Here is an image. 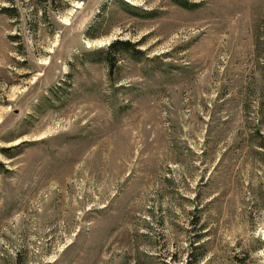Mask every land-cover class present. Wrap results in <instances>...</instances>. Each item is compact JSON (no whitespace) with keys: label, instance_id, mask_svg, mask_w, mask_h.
I'll return each instance as SVG.
<instances>
[{"label":"rangeland","instance_id":"374dc122","mask_svg":"<svg viewBox=\"0 0 264 264\" xmlns=\"http://www.w3.org/2000/svg\"><path fill=\"white\" fill-rule=\"evenodd\" d=\"M185 1L0 0V264H264V0Z\"/></svg>","mask_w":264,"mask_h":264},{"label":"trees","instance_id":"16d2710c","mask_svg":"<svg viewBox=\"0 0 264 264\" xmlns=\"http://www.w3.org/2000/svg\"><path fill=\"white\" fill-rule=\"evenodd\" d=\"M174 3H176V4H178V5H180V6H185V5H188L189 6V4H185L186 3V1L184 2V0H172ZM116 44H119V45H121V46H123V47H125L124 49L125 50H128V48H130L131 47V45H129V43L126 41V42H116V43H114V44H112V45H116ZM199 239H200V236H198V237H196V240H194L192 243H190L189 245L193 248V243L194 242H198L199 241ZM196 249H198L197 247L196 248H193V252H192V250H191V253L189 254V264H198V263H200V259H202V254L201 253H199L198 255H195V251H196Z\"/></svg>","mask_w":264,"mask_h":264}]
</instances>
